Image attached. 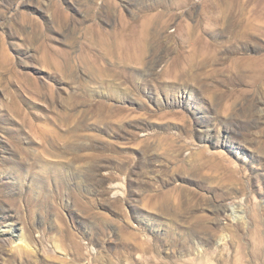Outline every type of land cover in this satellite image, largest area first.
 <instances>
[{"label":"rangeland","instance_id":"374dc122","mask_svg":"<svg viewBox=\"0 0 264 264\" xmlns=\"http://www.w3.org/2000/svg\"><path fill=\"white\" fill-rule=\"evenodd\" d=\"M201 2L0 0V264H264V0Z\"/></svg>","mask_w":264,"mask_h":264},{"label":"bare ground","instance_id":"6f19581e","mask_svg":"<svg viewBox=\"0 0 264 264\" xmlns=\"http://www.w3.org/2000/svg\"><path fill=\"white\" fill-rule=\"evenodd\" d=\"M201 5L203 8V15L201 16L200 21H199L200 26L199 27L196 26V28L199 30L201 29V31H207L208 28H211V26L218 27L223 18V16L219 14L218 6L214 4L213 0H202ZM148 24H149V20L143 22V25H139V28H137V26H133L132 24L126 27H125V23L122 25L124 36L128 40L130 39V48L132 50V54L135 56L134 60L136 62L141 61L143 52H144L143 47H146L148 43V41L146 40V32L148 33V27H149ZM180 28L182 29V31L186 33L187 32L189 34L191 33L187 25H182ZM194 42L195 44L201 43L203 42V39L201 38V36H198L196 39L194 38ZM6 234L13 235V237L15 236L17 240L19 241V243L21 244V246H24V247L26 246L27 248H29L22 234L21 235L16 234V231L13 229L12 230L8 229V230H4L0 232V236L6 235Z\"/></svg>","mask_w":264,"mask_h":264}]
</instances>
